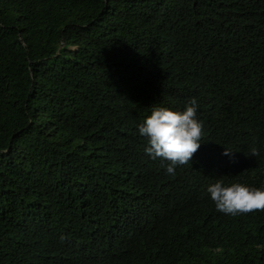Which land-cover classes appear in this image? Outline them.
Returning a JSON list of instances; mask_svg holds the SVG:
<instances>
[{
	"label": "trees",
	"instance_id": "trees-1",
	"mask_svg": "<svg viewBox=\"0 0 264 264\" xmlns=\"http://www.w3.org/2000/svg\"><path fill=\"white\" fill-rule=\"evenodd\" d=\"M193 97L169 175L138 125ZM217 179L264 186V0H0V264H264Z\"/></svg>",
	"mask_w": 264,
	"mask_h": 264
},
{
	"label": "clouds",
	"instance_id": "clouds-1",
	"mask_svg": "<svg viewBox=\"0 0 264 264\" xmlns=\"http://www.w3.org/2000/svg\"><path fill=\"white\" fill-rule=\"evenodd\" d=\"M198 102L195 97L181 109L155 105L150 114L138 125V132L147 140L144 151L152 158H162L169 163L166 173L175 175L178 165L191 161L202 142L203 121L197 117ZM232 150L224 149V155ZM257 157L259 150L252 149ZM206 191L218 211L229 215L264 210V186L255 187L239 181L225 183L217 179Z\"/></svg>",
	"mask_w": 264,
	"mask_h": 264
}]
</instances>
